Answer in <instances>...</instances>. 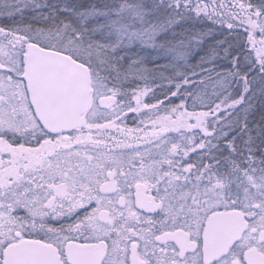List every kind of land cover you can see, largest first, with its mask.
<instances>
[{
    "label": "snow or ice",
    "instance_id": "snow-or-ice-1",
    "mask_svg": "<svg viewBox=\"0 0 264 264\" xmlns=\"http://www.w3.org/2000/svg\"><path fill=\"white\" fill-rule=\"evenodd\" d=\"M0 264H264V0H0Z\"/></svg>",
    "mask_w": 264,
    "mask_h": 264
}]
</instances>
